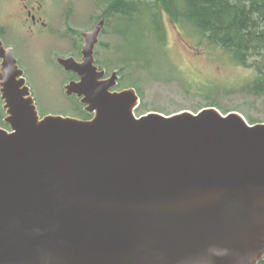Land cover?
I'll list each match as a JSON object with an SVG mask.
<instances>
[{
  "label": "water",
  "instance_id": "1",
  "mask_svg": "<svg viewBox=\"0 0 264 264\" xmlns=\"http://www.w3.org/2000/svg\"><path fill=\"white\" fill-rule=\"evenodd\" d=\"M58 57L91 118L42 115L0 42V264H259L264 260V122L216 106L137 115L134 87Z\"/></svg>",
  "mask_w": 264,
  "mask_h": 264
},
{
  "label": "rangeland",
  "instance_id": "2",
  "mask_svg": "<svg viewBox=\"0 0 264 264\" xmlns=\"http://www.w3.org/2000/svg\"><path fill=\"white\" fill-rule=\"evenodd\" d=\"M15 1L0 0V22L12 21ZM107 1L75 0L69 5L71 12L66 11L65 4L49 5L52 14L49 32L33 33L29 37L22 31L16 37L12 30L7 34V44L18 47L42 115L85 118V113L90 114L77 96L66 94V85L78 76L65 71L57 58L73 55L81 60V47L85 43L82 33L105 20L96 46V63L107 71V77L118 71L119 84L114 89H137L141 96L137 115L150 111L166 115L184 110L197 112L216 106L239 111L253 123L264 122V95H257L249 88L259 75L258 57L249 66L240 65L231 53L200 38L167 12H161L160 17L166 34V52L155 39L156 32L147 18L129 24L131 42L127 43L121 32V27L125 28L122 17L104 15ZM134 44L139 47L135 53L144 58L137 60L126 51ZM3 105L0 90V109Z\"/></svg>",
  "mask_w": 264,
  "mask_h": 264
},
{
  "label": "trees",
  "instance_id": "3",
  "mask_svg": "<svg viewBox=\"0 0 264 264\" xmlns=\"http://www.w3.org/2000/svg\"><path fill=\"white\" fill-rule=\"evenodd\" d=\"M161 12L188 25L213 46L231 53L240 65L249 66L251 60L258 57L259 75L249 88L257 95H264V0H153L144 3L141 0H109L105 3L104 15L122 17L125 28L121 27V32L127 43L131 42L129 24L147 18L156 32L155 39L166 52ZM126 51L137 60L144 58L135 53L139 51L135 44ZM146 65L151 67L149 63ZM85 114V119L91 118L90 114ZM249 121L253 123L252 119ZM259 264H264V260Z\"/></svg>",
  "mask_w": 264,
  "mask_h": 264
},
{
  "label": "flooded vegetation",
  "instance_id": "4",
  "mask_svg": "<svg viewBox=\"0 0 264 264\" xmlns=\"http://www.w3.org/2000/svg\"><path fill=\"white\" fill-rule=\"evenodd\" d=\"M72 1L75 0H16L15 13H13L12 21L0 22V42H2L6 48L13 49V53L15 55V58L17 59V63L19 67L24 70V76L27 79L28 85H29V81L26 75L27 71L25 69L24 62H22L20 53L18 51V47L14 46V44L13 45L7 44V40H6L7 34L12 30L13 32H15V37H16L19 35L18 33L22 31L26 36L29 37V35L31 36L33 33L49 32L52 29V20H51L52 14L50 12L49 5L53 7H59L62 4H65L66 11L71 12L72 8L69 5L72 3ZM101 21L104 22V26H105V20H101ZM83 37L84 36L82 33V39ZM81 49L83 50V45ZM1 67H2V59L0 58V70ZM70 73H74V72H70ZM76 79H79V77H77ZM6 116H7V111L3 105L2 108L0 109V128L8 129V126L6 124L7 122L5 121Z\"/></svg>",
  "mask_w": 264,
  "mask_h": 264
}]
</instances>
